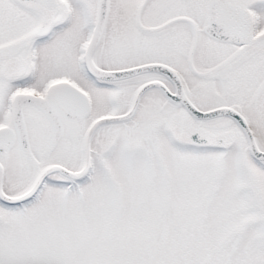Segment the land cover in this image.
I'll return each instance as SVG.
<instances>
[{
	"label": "snow or ice",
	"instance_id": "1",
	"mask_svg": "<svg viewBox=\"0 0 264 264\" xmlns=\"http://www.w3.org/2000/svg\"><path fill=\"white\" fill-rule=\"evenodd\" d=\"M0 264H264V0H0Z\"/></svg>",
	"mask_w": 264,
	"mask_h": 264
}]
</instances>
